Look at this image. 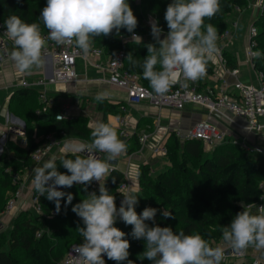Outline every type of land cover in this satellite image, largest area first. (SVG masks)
<instances>
[{"label":"clouds","instance_id":"9594fccd","mask_svg":"<svg viewBox=\"0 0 264 264\" xmlns=\"http://www.w3.org/2000/svg\"><path fill=\"white\" fill-rule=\"evenodd\" d=\"M220 10V0H171L164 12L168 30L163 38V29L156 21L151 22L150 31L156 42L146 44L147 55L142 61L131 52L127 59L142 69L141 75L155 94H166L174 85L186 87L188 81L205 76L208 60L220 51L217 29L212 23H205V18H212ZM39 17L48 30L46 36L37 22H26L19 15L10 14L3 20V35L13 47L9 49L0 37V55L7 56L20 72L44 63L43 49L48 40L57 44L74 43L87 53L95 36L107 35L113 30L119 33L121 28L133 32L137 26L129 0H46ZM133 36L140 43L141 37L134 32ZM252 56L259 58L264 52L257 49ZM108 95L107 90L100 91L94 99L103 101ZM90 135V141L67 140L64 146L72 158L66 153L59 158L49 157L42 165L33 167L31 180L35 191L53 201L57 211L61 197L65 205L73 199L72 193L65 192L63 187H71L76 182L86 188L93 180L99 182L98 195L91 192L87 198L72 204V211L83 223L77 226L82 242L75 247L80 264H105L104 255L117 262L135 264L133 260H126L130 246L127 235L143 238V258H148L150 264H221L225 247L210 245L201 234L174 231L170 226L155 223L150 226L146 221L154 220L158 209L145 206L138 214L135 189L120 191L122 199L117 207L104 180L113 171L111 163L126 150V143L115 127L106 122H97ZM97 153H104L105 158L101 159ZM57 159L67 169L66 173L58 171ZM260 199L264 200V196ZM253 204L243 207L221 229L222 240L235 252L250 246L264 250V205L253 213ZM160 211L163 217L172 216L168 209ZM118 218L132 225L130 233L115 225Z\"/></svg>","mask_w":264,"mask_h":264},{"label":"trees","instance_id":"16d2710c","mask_svg":"<svg viewBox=\"0 0 264 264\" xmlns=\"http://www.w3.org/2000/svg\"><path fill=\"white\" fill-rule=\"evenodd\" d=\"M170 2L171 0H129L130 7L137 17V26L133 32L141 37L140 43L137 38L122 41V36L129 37L133 33L124 28H121L119 33L113 30L107 35L99 34L92 42L103 48L107 54H114L123 49L126 53L125 67L137 73L142 83L150 86L147 79L141 75L142 69L133 66L127 55L131 52L134 58L142 61L147 55L146 44L156 42L147 23L150 14L155 17L163 32H167L164 12ZM45 4L46 0H0V21L3 22L10 14H16L26 22H37L41 30H47L39 17ZM220 4L221 10L216 15L210 19L205 18V23H212L216 27L218 36L230 26L228 15L232 13L233 5L246 7L248 0H220ZM254 24L258 29L256 49L264 52V9L254 18ZM225 55L231 67L237 66L235 55L229 49L225 50ZM256 68L264 70V56L256 59ZM207 69L211 70L208 62ZM21 92L32 97L35 88H24ZM121 103L122 101L119 104L100 101L99 107L115 111L120 116L123 114L118 108ZM33 108L30 106L27 110V147L12 146L15 150L12 156L6 153L0 155V211L4 209L7 201L5 191H15L18 188L19 182L14 181V174L35 165L32 152L39 142L33 135L34 127H38V131L45 134L54 131L58 134L76 135L88 141L92 139V128L85 119H39ZM166 143V159L169 163L164 171L154 175L148 163L140 166L138 183L141 192L137 194L138 203L135 210L139 214L145 206L156 207L158 211L154 220L146 221L150 226L155 223L170 226L174 231L199 233L212 246L223 242L221 229L228 225L243 207L260 198L262 189L259 183L264 180V153H249L231 142H223L211 148L197 138L182 141L175 133L169 135ZM129 151L132 152L133 149ZM66 154L68 158H72V153ZM57 169L67 172L59 159ZM123 176V170L115 168L104 180V186L114 195L116 205L120 197L118 187ZM63 190L71 192L73 199L65 205L64 197H61L59 211L53 201L41 194L40 210L34 212L32 209H22L15 215L9 231L8 248H3L4 233L0 230V264H54L67 254L72 243L82 242L77 226H83V223L72 211V204L87 198L86 195L92 191V181L86 188L74 182L71 187H63ZM35 193L38 194L36 191ZM95 193L98 195L99 189ZM164 208L171 211L172 216H161L160 210ZM53 211L56 213L52 214ZM251 211L257 212L254 209ZM119 228L128 234L132 225L121 220ZM41 231L42 235L38 236L37 233ZM126 237L132 238L131 235ZM130 240L132 242L129 243V259L135 264H150L148 258H143V238ZM104 259L105 264L116 263L106 255Z\"/></svg>","mask_w":264,"mask_h":264},{"label":"built area","instance_id":"2783aa9c","mask_svg":"<svg viewBox=\"0 0 264 264\" xmlns=\"http://www.w3.org/2000/svg\"><path fill=\"white\" fill-rule=\"evenodd\" d=\"M139 2V0H136ZM253 6L259 10L264 9V0H255ZM251 6L248 0L247 7ZM246 8L239 4H234L232 12L238 13L237 17L230 19V26L225 29L219 36L217 46L220 49L219 54L214 55L208 60L211 70L206 68V74L203 78L196 81H188L186 87L174 85L166 94L157 95L151 87L142 83L139 75L125 67L126 53L123 49L114 54H107L103 48L96 46L92 42V46L87 53L80 50L74 43L57 44L55 41H46L43 49L44 59L47 61L44 74L35 81H28L21 79L18 83L24 88H35L38 90V97L40 105L35 109V113L40 115L48 112L52 107H58L55 99L49 94L48 86L55 83H71L77 80L78 72L76 69L77 59L81 58L88 62L96 69H105L108 72L105 78L111 85L125 91V99L119 105L123 114L119 117V134L120 138L126 143V150H129L128 141L133 134L130 129L131 123L126 115L127 107L129 105L139 104L143 101H148L159 109H184L189 103L199 105L207 109L210 113H214L220 117L224 124H235L239 128L245 129L247 132H261L264 130V70L256 68L257 57L252 56V52L256 51L257 33L258 29L254 24V19L247 30L248 44L246 48V60L251 65L255 81L246 80L241 75V70L238 66L231 67L228 64V59L225 55V50L229 44L234 41L235 33L238 30L240 16L242 10ZM156 21L153 15H149L147 23L151 26V22ZM5 25L0 21V37L6 42V46L10 49L11 41H8L6 35H3ZM48 30H41L42 35L47 34ZM139 35L138 33L134 32ZM122 41L127 39H135L133 33L129 37L122 36ZM7 56L0 55V66L6 60ZM49 59V60H48ZM71 73V75H70ZM231 77V81L226 76ZM212 82V83H211ZM68 108L66 104H61L57 112H55V119L65 120L68 118ZM239 119H241V122ZM155 131H144L137 135L139 147L136 151L142 150L146 145H149L156 155L166 157L168 154V147L165 138L171 133L184 141L188 138L200 139L206 146L211 148L223 143L231 142L239 145L249 153H264L260 146L253 144L247 136H240L229 128L222 127L208 119H201L193 124L188 129L179 127H164L160 123V116L156 120ZM159 133V137L149 144L151 135ZM60 141L53 133H46L43 140L32 152V159L37 163L41 162L43 157L48 154L54 145ZM134 151V150H133ZM132 151V152H133ZM130 151V156H132ZM103 159V153H97ZM131 159V158H130ZM129 159V160H130ZM110 167L114 170L117 168L115 162H112ZM151 173L153 174V168ZM140 166L129 163V167L123 171V178L119 184V192L128 191L131 189V182L133 179L139 180ZM15 182L18 183V188L13 192V195L7 201L4 210L9 211L15 204L17 198L22 194L25 187L24 183L14 177ZM103 180L101 181V183ZM99 182L92 181V191L99 189ZM264 196V180L259 183ZM62 187V186H58ZM118 199L117 207L122 199V193ZM32 202L36 210H40L39 194L33 192ZM264 205V200L259 198L254 202L252 209L258 211V206ZM56 212L53 211L52 214ZM42 235V231L37 233ZM80 242H74L69 247L67 254L54 264H80L76 254L75 247ZM225 247V256L221 264H230L231 260L243 259L249 264H264L263 260L258 255H252L251 250L255 247H248L241 252L233 251L224 241L218 242L215 245ZM214 245V246H215Z\"/></svg>","mask_w":264,"mask_h":264},{"label":"crops","instance_id":"0c3cea01","mask_svg":"<svg viewBox=\"0 0 264 264\" xmlns=\"http://www.w3.org/2000/svg\"><path fill=\"white\" fill-rule=\"evenodd\" d=\"M245 9L246 8L242 10V14L246 12L251 13L253 8H247V11H245ZM241 13L239 14L240 17L242 15ZM253 16L255 17V14H253ZM236 34L237 33H235V36ZM222 41L223 40L219 39L217 43ZM235 42L236 40H234V43ZM12 47L13 45L10 46V49ZM227 49H229L230 52L235 55L237 66L239 67L238 57L235 54L236 50L231 47V44H229ZM79 60L81 61V64L78 66L79 63L77 61L76 69L78 72V78L76 81L71 83H55L48 86L49 94L55 99L58 107L54 106L48 112H45L48 115L47 117H43L44 113L38 115L39 119L55 117V112L58 111L60 105L66 104L69 106L67 119L81 117L87 121L90 128H92L97 122L110 123L115 127L120 137L119 117L121 115L119 116L115 111L108 110L106 108H100V101H96L94 97L97 92L107 90L109 95L103 101L119 104L120 101L125 99V91L116 88L105 79L108 76V72L105 69H96L83 59L79 58ZM46 63L47 61L44 59V63L40 67L33 68L30 71L20 72L17 70L14 63L7 57L0 66V155L6 153L8 156H12L15 153V150L12 146L21 148L27 147V110L30 106H32L34 107L33 109L35 112V109L40 105V100L37 89H35V94L32 97L26 96L21 92L24 87L20 86L18 82L23 78L27 79L28 81H35L41 77L44 74ZM239 69L241 70L240 67ZM226 77L229 81L232 80L229 75ZM127 108L128 109L125 113L131 123L130 129L133 130V134L130 137L128 144L129 149H133L134 151L132 152V156H130L131 153L128 150L127 152L120 154L115 159V166L123 171L129 167V163H133L137 167L141 166L143 163H148L150 166H152L153 171H156V173L160 172V170L163 168L165 170L166 166L163 167L164 163L162 158H166L153 153L149 145H146L140 151H136L139 146V143L137 142V135L144 131L154 132L156 129L155 122L158 116H160V123L162 126L172 128L179 127L182 129H188L201 119H208L216 124H220L222 127L231 129L240 136H247L253 144L260 146L264 151V130L253 133L247 132L245 129L239 128L235 124H224L218 115L210 113L207 109L199 105H187L182 110L170 108L159 109L155 105H152L145 100L139 104L129 105ZM95 109H98V111L95 112ZM239 120L241 121V119ZM33 130V135L36 138V141L40 143L43 140L45 133L39 132L38 127H34ZM51 133H53L60 142L53 146L52 150L43 157L41 162L37 163L33 159L35 161L34 166L42 165L44 160L53 155L59 158L62 154L70 153L67 152V149L64 146L65 142L69 139L88 141L87 139L76 135H67L65 133L58 134L54 131ZM157 137H159V133H155L154 136L151 135L149 138V144L153 143ZM168 138L169 135L165 138L166 142ZM103 158H105L104 153ZM33 167L31 169H33ZM26 171L14 174V176L17 175L18 179L24 183L25 187L11 210L8 212L4 209L0 211V230L5 228L7 225V223L4 222L3 217L7 214L9 215L12 210L14 211L15 217V215L22 209H32L30 207L31 204H33L31 197L33 192H35V189L31 183V179L29 178L33 176V173H31L30 176L27 175L26 177H23ZM133 180L136 182L139 181L138 179ZM13 192L14 191L9 189L5 191L7 201L13 195ZM25 196L29 197L30 204L27 203V205H24L23 201L19 202V200L23 197L25 198ZM25 201L28 202L27 200ZM15 208L17 209L15 210ZM11 225L12 223L10 226ZM251 254L258 255L264 262V250L254 248L251 250ZM232 262H236V260H231L230 263Z\"/></svg>","mask_w":264,"mask_h":264},{"label":"rangeland","instance_id":"374dc122","mask_svg":"<svg viewBox=\"0 0 264 264\" xmlns=\"http://www.w3.org/2000/svg\"><path fill=\"white\" fill-rule=\"evenodd\" d=\"M249 1L251 2V6H248V7L246 6L245 11H247V8H253V9L251 10V13H248V12H246L244 14L241 13L242 15L240 17L238 31H236L237 34L234 37V40H236V42L235 43H234V41L231 42V47L236 50V53L235 54L238 57V64H239V67L241 68V75H242V77L244 79H249V80L255 81L254 71H253L251 65L246 60V48H247V44H248V34H247V30L249 28V25L252 23L253 19L256 16H259L260 15V12L263 9L262 10H259L257 7L255 8L253 6L254 3H252L253 0H249ZM253 14H255V17L253 16ZM234 16L237 17L238 16V13L232 12L231 14L228 15V19L230 20V19L234 18ZM77 61L79 63L78 66H80L81 61L79 60V58L77 59ZM188 106H196V105L189 103ZM97 111H98V109H95V112H97ZM47 116L48 115L46 113L43 114V117H47ZM164 158H166V157L164 156ZM162 160H163V163H164V166L163 167L166 166V168H167V165H168L169 162L167 161V159H163L162 158ZM162 171H164V168L160 170V172H162ZM31 173H32V169L29 168L24 173V176L23 177H26L27 175L30 176ZM153 174L154 175L157 174L156 171H153ZM29 179L32 180V177L29 178ZM131 189H135L136 190V194H139L141 192V187H140L139 183L136 182L135 180H133V182H132ZM141 198H142V196H141ZM25 200H27L28 202H26ZM31 200H32V197H31ZM22 201L24 202V205H27V203L30 204V201H29V197L28 196H25V198L23 197L22 199L19 200V202H22ZM30 207L32 208V210L34 212H36V208H35V205L34 204H31ZM16 209L17 208H15V210ZM13 218H14V211L13 210L11 211V213L9 215L7 214V215H5L3 217L4 222L7 223L6 227L3 228L2 231H1L2 233H4V236L2 238L3 248H8L9 247V242H8L9 241V231H10V228H11L10 224L12 223ZM120 224H121V220L118 218L115 221V225L117 227H119ZM126 238H128V237H126ZM128 239H129V243L131 244L132 240H130V239H132V238H128ZM129 258H130V253H129V256L126 258V260L129 259ZM249 261H250V259H248L247 261H243V259H238V260H236V262H232L230 264H243V263L244 264H249ZM113 262H116V263H110V264H126V261H119V262L113 261Z\"/></svg>","mask_w":264,"mask_h":264},{"label":"water","instance_id":"95a60500","mask_svg":"<svg viewBox=\"0 0 264 264\" xmlns=\"http://www.w3.org/2000/svg\"><path fill=\"white\" fill-rule=\"evenodd\" d=\"M165 34H166V33L162 32V33H161V38H163V36H164Z\"/></svg>","mask_w":264,"mask_h":264}]
</instances>
